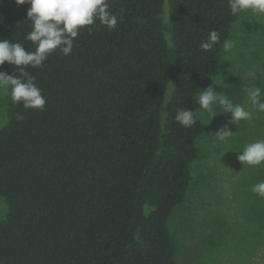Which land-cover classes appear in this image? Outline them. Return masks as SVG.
Segmentation results:
<instances>
[{"label": "trees", "instance_id": "16d2710c", "mask_svg": "<svg viewBox=\"0 0 264 264\" xmlns=\"http://www.w3.org/2000/svg\"><path fill=\"white\" fill-rule=\"evenodd\" d=\"M109 3L115 29L97 21L81 29L71 55L57 50L28 69L47 100L43 111L7 95L0 264H177L172 215L205 131L195 101L214 84L222 42L240 14L228 0ZM29 7L3 0L0 39L31 51ZM211 29L221 43L205 52L199 45ZM179 108L194 111L190 128L175 121Z\"/></svg>", "mask_w": 264, "mask_h": 264}, {"label": "rangeland", "instance_id": "374dc122", "mask_svg": "<svg viewBox=\"0 0 264 264\" xmlns=\"http://www.w3.org/2000/svg\"><path fill=\"white\" fill-rule=\"evenodd\" d=\"M228 40L235 47H221L219 72L212 87L233 103L242 104L252 119L230 124L233 136L224 143L213 135L230 114L220 113L207 125L209 115L196 104L205 131L198 139V157L190 164L191 181L184 201L174 209L172 241L177 264H264V198L252 186L264 181V163L242 165L239 152L246 144L264 139V112L251 105L244 85L259 87L264 101V15L241 12ZM255 72L256 78L248 77ZM7 93L0 90V129L7 122ZM7 206L0 198V221Z\"/></svg>", "mask_w": 264, "mask_h": 264}, {"label": "clouds", "instance_id": "9594fccd", "mask_svg": "<svg viewBox=\"0 0 264 264\" xmlns=\"http://www.w3.org/2000/svg\"><path fill=\"white\" fill-rule=\"evenodd\" d=\"M2 3L3 0H0V4ZM14 3L30 5L27 9V18L31 31L27 33L25 39L32 42L35 48L29 51L19 42L0 39V68L6 62L14 66L11 74L0 70V90L7 93L13 104L22 105L24 109L43 111L47 100L42 89L37 86L36 76L28 69L42 67L48 57L57 50L64 56L71 55L74 41L81 29L92 26L98 21L101 26L111 31L119 22L118 16L111 11L109 0H14ZM228 6L234 16L249 10L253 14L264 15V0H228ZM163 22L166 25L171 23L169 15L165 16ZM89 31H91L90 27ZM218 43H221L220 34L215 29H211L199 47L208 52ZM165 44L169 49L174 48L171 32L166 33ZM222 47L225 52L231 51L235 47V42L225 39ZM248 77L255 79L256 73L249 72ZM244 91L251 105L257 111L264 112L261 89L245 84ZM195 103L209 115L205 125L217 115L214 108L216 104L222 109L220 113L230 114V120L213 134L221 143L227 142L233 136L229 128L230 124L235 125L253 118L252 113L246 110L244 105L233 103L226 95L216 92L212 86L199 91ZM16 119L22 121L24 117L18 112ZM174 119L184 128H190L196 123L194 111L190 109H177ZM239 153L237 159L242 165H261L264 163V139L246 144ZM252 191L264 198V181L254 184Z\"/></svg>", "mask_w": 264, "mask_h": 264}]
</instances>
